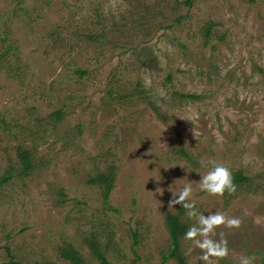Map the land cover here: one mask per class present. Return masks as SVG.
I'll use <instances>...</instances> for the list:
<instances>
[{
    "label": "rangeland",
    "instance_id": "obj_1",
    "mask_svg": "<svg viewBox=\"0 0 264 264\" xmlns=\"http://www.w3.org/2000/svg\"><path fill=\"white\" fill-rule=\"evenodd\" d=\"M209 160L248 179L209 196ZM185 183L241 220L212 264H264V0H0V264H204Z\"/></svg>",
    "mask_w": 264,
    "mask_h": 264
},
{
    "label": "clouds",
    "instance_id": "obj_2",
    "mask_svg": "<svg viewBox=\"0 0 264 264\" xmlns=\"http://www.w3.org/2000/svg\"><path fill=\"white\" fill-rule=\"evenodd\" d=\"M204 166H210L205 174H200L198 189L207 193L212 197H223L225 192L233 194L236 191V185L232 171L224 164L215 160L207 162L201 161ZM175 166V165H174ZM186 173H190L192 169L180 165ZM159 181V180H158ZM171 198L168 200V208H174L179 205L186 210L188 219H194L195 223L190 225L184 233V239L191 241L194 246L201 251L200 259L204 264H212L213 258L216 260L224 259L229 256L228 241L226 239H213L216 235V229L225 227L229 229H238L241 220L234 216H227L223 212H209L207 215L196 211V201L193 197V185L185 183L178 191H172ZM163 195V191L160 192ZM256 257L241 256L239 264H254Z\"/></svg>",
    "mask_w": 264,
    "mask_h": 264
},
{
    "label": "trees",
    "instance_id": "obj_3",
    "mask_svg": "<svg viewBox=\"0 0 264 264\" xmlns=\"http://www.w3.org/2000/svg\"><path fill=\"white\" fill-rule=\"evenodd\" d=\"M90 37H91V35L89 36V38ZM92 38H94V37H92ZM3 40L7 41L5 37L3 38ZM68 69H69V73L71 75H74L77 77H81L86 73V70L79 69L75 65L70 66ZM57 113H59L57 115L61 114V112H59V111ZM23 153L25 155L21 156V159H20L21 160V171L20 172L25 174L27 169L31 166V164H30L31 158H30L29 152L27 150H23ZM114 170H115V167L113 165H108L105 169L101 170L100 172L96 173L94 176H91L89 178L90 182L99 183L101 185L102 195L105 199L108 198L109 192L113 187L114 176H115ZM233 178H234L235 183L236 182H243V181H246L248 179V177L243 176L240 172H236L234 174ZM179 219L180 218H179L178 214L172 213V212L167 213L166 220L168 222V225H169L168 228H169V231L171 233L173 250L178 249L177 243H178V238H179L180 233H181V230L179 229V225H180ZM172 253H174V252H171V254ZM96 254H97L98 258L101 259L100 262L102 264H109L107 262V260L103 257L101 252L97 251ZM15 264H18V263H15ZM81 264H83V263L81 262ZM90 264H94V263H90Z\"/></svg>",
    "mask_w": 264,
    "mask_h": 264
}]
</instances>
